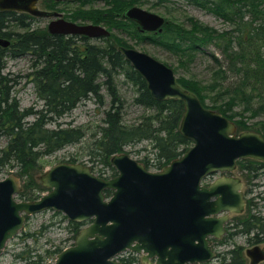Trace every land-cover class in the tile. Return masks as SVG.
Here are the masks:
<instances>
[{"label": "trees", "instance_id": "16d2710c", "mask_svg": "<svg viewBox=\"0 0 264 264\" xmlns=\"http://www.w3.org/2000/svg\"><path fill=\"white\" fill-rule=\"evenodd\" d=\"M49 1L56 5L63 3ZM103 1L109 7L105 11L80 8L67 18L102 24L110 32L116 30L137 42L151 43L178 57L180 67L203 55L213 65L211 81L203 84L194 78L178 77L179 84L194 93L204 107L236 121L240 130H254L264 137V121L248 123L264 113V0H187L188 4L223 19L230 28L221 31L187 18L188 26L166 21L163 31L156 33L142 31L136 22L125 17L129 8L143 0ZM170 1L174 0L155 2L162 5ZM42 20L28 13L0 11V138L6 140L0 148V175L16 169L24 177L30 171L45 167L46 157L89 140V160L101 164L103 172L104 169L112 171L111 176L99 174L106 179L117 175L111 164L112 157L123 153L128 146L149 142L152 157L147 155L143 163L155 171H161L192 147V140L179 130L185 112L184 101L153 98L145 79L118 50L119 45L128 48L123 42L114 37L116 42H112L111 35L99 39L101 43L86 36L54 35L47 26H40ZM23 58L29 61L30 73L26 77L38 99L35 106L26 108L12 95V86L20 75L12 78L4 73L8 61ZM174 71L177 75V70ZM121 75L135 90L133 103L147 111L134 123L125 121L127 102L118 84ZM86 100L102 106L108 101L104 118L94 131L87 126L63 122ZM237 106H242L241 110L236 111ZM237 117L240 119L236 120ZM239 162L243 169L251 170L252 163ZM37 188L31 194L21 192L18 197L22 201L38 200L42 197L39 191L44 188L40 184ZM110 194L106 192L107 196ZM54 214L61 218L60 225L67 220L59 212ZM68 223L74 239L86 224ZM239 235L246 237L251 245L264 242L263 208L250 206L248 216L233 221L225 239L218 244L231 245ZM33 236L28 231L17 236L22 239L24 250L15 253L16 260L46 264L64 250L57 246L43 252L31 247L28 240ZM218 258L220 264H247L243 247L237 245ZM134 260L121 261L130 264Z\"/></svg>", "mask_w": 264, "mask_h": 264}, {"label": "water", "instance_id": "95a60500", "mask_svg": "<svg viewBox=\"0 0 264 264\" xmlns=\"http://www.w3.org/2000/svg\"><path fill=\"white\" fill-rule=\"evenodd\" d=\"M37 2L0 0V11L49 18L48 30L54 35L110 36L103 25L68 21L61 13L38 9ZM125 17L145 32H162L166 24L164 17L138 6L129 8ZM118 50L145 79L153 98L184 101L179 130L192 147L158 172L126 153L115 155L111 163L118 174L110 179L83 164L60 163L43 175L50 191L34 202L16 199L20 181L15 175L0 179V256L24 229L25 215L51 209L89 225L50 264H123L115 257L128 250L143 255L147 264H208L216 258L210 239L225 235L226 213L242 212L243 185L234 178L203 182L216 172L233 171L241 159L264 162V137L253 131L236 135V123L204 107L165 63L133 48ZM246 255L250 264L264 262L259 245Z\"/></svg>", "mask_w": 264, "mask_h": 264}, {"label": "rangeland", "instance_id": "374dc122", "mask_svg": "<svg viewBox=\"0 0 264 264\" xmlns=\"http://www.w3.org/2000/svg\"><path fill=\"white\" fill-rule=\"evenodd\" d=\"M63 1V3H59L56 5L49 0H38L37 8L40 10L57 12L61 13L63 18L72 21L67 18V15L75 13L76 10L82 8L85 11H105L109 7H107V3L103 0H56ZM156 0H143L140 3L135 4L134 6H138L147 11L158 14L166 19V21H173L178 23H183L188 26L187 18H194L202 23L211 26L218 30H226L229 29V25L224 22L223 19L217 18L213 14L198 8L194 5H190L187 3V0H174L170 2L163 3L162 5H156ZM83 3L86 6H80ZM133 6V7H134ZM51 19L43 18L40 22L41 27H48V24ZM78 24H93L89 21H72ZM102 25V24H100ZM104 26V25H103ZM105 27V26H104ZM107 28V27H106ZM108 29V28H107ZM110 39L112 42H116L114 38H118L120 42H123L128 48H133L142 52L149 54L150 56L156 58L157 60L165 63L173 70H177V77H185V78H194L195 80L201 81L203 84H207L211 81L212 77V68L213 65L208 61L206 57L203 55H198L197 58L191 63L187 64L184 67H180L178 57L171 54L170 52L165 51L164 49L158 48L151 43L137 42L126 35L120 34L118 31L113 30L110 32ZM114 37V38H113ZM93 41H98L101 43V40L95 39ZM117 44V43H116ZM123 46V45H122ZM119 47H121L119 45ZM118 47V48H119ZM4 73L10 75V77L15 78L17 75H20L17 79V83L12 86V95L19 102L22 108L35 106L38 103L37 96L35 94V90L33 85L28 81L26 74L30 73V65L27 58L18 59V60H10L7 63V66L4 70ZM125 78L123 75L119 76L118 84L121 94L126 100V110H125V121L127 123L137 122L143 114H145V109L136 106L133 103V98L135 95V90L133 86L129 83L125 82ZM41 103L37 105V108H40ZM210 105V103H208ZM109 107L108 101L105 106L100 105L98 102L94 100H86L82 102L70 115L66 116L63 119V122L66 124H73L74 126H87L88 129L94 131L96 126L101 124L102 119L104 118V110ZM242 106H237L236 111L241 110ZM147 112V111H146ZM249 115V114H247ZM240 118L237 117L236 120ZM264 121V113L254 119H250L248 121L249 124ZM236 123V121H234ZM91 131V132H92ZM246 131L254 130H245L242 131L239 129L236 123L235 134L240 135ZM90 140L84 142L83 144L68 146L63 150L55 153L54 155L46 157L45 161L47 165L40 169H35L33 171L28 172L24 177L20 175L16 169L5 171L0 175V179L6 178L8 175H15L20 181V191L25 193L33 192V190H37L38 185L40 184L44 190L39 191L42 196L47 194L50 189L44 185L42 180L43 175L52 167L60 164V163H68V164H83L86 167H89L91 171L100 176L99 174L104 173L105 176H111L112 171L103 169L101 164L96 162H91L89 160V155L87 151L90 148ZM6 143L4 138H0V148H2ZM151 145L149 142L145 141L139 143L137 145L128 146L124 149L123 153L128 154L130 157L135 159L136 161L143 163L145 157L149 155L151 156ZM152 157V156H151ZM77 159L76 162H72L73 159ZM247 160L252 163L251 170H245L240 164L239 161ZM112 164V163H111ZM254 164V165H253ZM151 171H155L153 168ZM117 172V171H116ZM118 174V173H117ZM113 176V175H112ZM113 178V177H112ZM221 178H234L239 180L242 183V192L244 193L245 204L242 212L235 213L229 212L226 213L228 216V221L226 223V233L220 239L211 238V242L216 253V258L210 261L208 264H220L218 255L225 253L229 248L233 246H241L243 247V253L246 257L247 264H250V259L246 255V251L254 245H251L247 242V238L244 236H236L231 245H227L225 243L218 244L221 240L223 241L225 236L228 233L229 225L240 218H245L246 214L249 212V205L252 203L257 204V207H261L264 210V201L262 196L264 197V162H261L256 159H241L238 160L237 166L233 171L230 172H216L209 176L203 184L209 185ZM106 179V178H105ZM18 193V194H19ZM18 194L16 195V199L18 201H22ZM31 194V193H30ZM40 199V198H39ZM36 200H29L28 202H34ZM249 201V202H248ZM251 202V203H250ZM54 210H45L38 214L25 215L26 221L25 226L22 231L31 232L34 236L28 240V244L31 247L42 250L43 252L47 249H54L57 246L64 247V249L75 244V240L73 238L74 234L68 228V221H70L64 214L67 220L62 221L61 225L59 221L61 218L59 216H55ZM263 213V212H262ZM43 225L45 227H43ZM89 225L88 222L83 226L82 229L86 228ZM81 229V230H82ZM80 230V231H81ZM21 231V232H22ZM21 232L19 234H21ZM80 233V232H79ZM78 233V234H79ZM76 235V238L78 236ZM261 250L264 252V245H261ZM24 250V243L21 238L15 237L11 240L6 246L3 254L0 256V264H26L25 262L18 261L15 258V253H19ZM42 252V253H43ZM58 256V255H57ZM56 256V258H57ZM56 258H50L46 264H50L55 262ZM135 259L130 264H147L143 260V255L136 254L132 251L123 252L115 257V260H124ZM123 263V262H122ZM264 263V262H263Z\"/></svg>", "mask_w": 264, "mask_h": 264}, {"label": "flooded vegetation", "instance_id": "af4514ba", "mask_svg": "<svg viewBox=\"0 0 264 264\" xmlns=\"http://www.w3.org/2000/svg\"><path fill=\"white\" fill-rule=\"evenodd\" d=\"M100 177V176H99ZM115 177V176H114ZM102 178V177H101ZM262 199H263V201H264V197L262 196ZM249 202V201H248ZM251 203V202H250ZM255 205H257V204H254V206ZM250 206H253V204L251 203L250 205H249V208H250ZM262 207V206H261ZM261 207H258V209L260 210L261 209ZM248 214H249V212L246 214V216L245 217H247L248 216ZM256 245H259V246H261V245H264V242H261V243H258V244H255L254 246H256Z\"/></svg>", "mask_w": 264, "mask_h": 264}, {"label": "bare ground", "instance_id": "6f19581e", "mask_svg": "<svg viewBox=\"0 0 264 264\" xmlns=\"http://www.w3.org/2000/svg\"><path fill=\"white\" fill-rule=\"evenodd\" d=\"M117 261L122 262L120 259H118Z\"/></svg>", "mask_w": 264, "mask_h": 264}]
</instances>
